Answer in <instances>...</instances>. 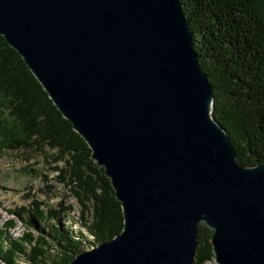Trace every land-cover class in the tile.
Here are the masks:
<instances>
[{"label": "water", "instance_id": "water-1", "mask_svg": "<svg viewBox=\"0 0 264 264\" xmlns=\"http://www.w3.org/2000/svg\"><path fill=\"white\" fill-rule=\"evenodd\" d=\"M0 35L87 143L123 227L67 264H264V162L212 117L180 0H0Z\"/></svg>", "mask_w": 264, "mask_h": 264}, {"label": "trees", "instance_id": "trees-1", "mask_svg": "<svg viewBox=\"0 0 264 264\" xmlns=\"http://www.w3.org/2000/svg\"><path fill=\"white\" fill-rule=\"evenodd\" d=\"M180 5L212 89L211 115L228 134L236 162L240 166L264 162V0H180ZM0 143L12 150L47 146L54 151L55 161L65 164L56 166L57 177L79 202L80 223L87 232L72 235L62 229L61 205L44 214L35 208L32 214L44 219L46 232L28 223L37 230L36 236L25 232L14 239L1 233L0 264H16L18 259L25 264H67L78 252L122 230L120 202L103 167L1 35ZM211 235L209 227L198 224L193 264L214 259Z\"/></svg>", "mask_w": 264, "mask_h": 264}, {"label": "rangeland", "instance_id": "rangeland-1", "mask_svg": "<svg viewBox=\"0 0 264 264\" xmlns=\"http://www.w3.org/2000/svg\"><path fill=\"white\" fill-rule=\"evenodd\" d=\"M56 166L64 168L65 164L55 161L54 151L47 146L17 150L0 146V234L14 239H19L25 232L36 236L37 230L28 223L36 224L46 232V222L34 216L33 210L37 208L44 214L61 205L65 208L59 219L62 229L72 235H78L79 231L87 235L80 223V204L70 186L58 179ZM7 222L11 224L5 229ZM53 222L52 219L50 223ZM15 263L25 264L20 259ZM207 263L216 264L214 260Z\"/></svg>", "mask_w": 264, "mask_h": 264}]
</instances>
